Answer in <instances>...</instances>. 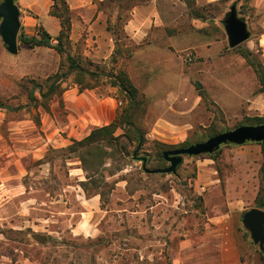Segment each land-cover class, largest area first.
<instances>
[{
	"label": "rangeland",
	"instance_id": "obj_1",
	"mask_svg": "<svg viewBox=\"0 0 264 264\" xmlns=\"http://www.w3.org/2000/svg\"><path fill=\"white\" fill-rule=\"evenodd\" d=\"M52 3L37 9L51 14ZM234 3L251 31L242 46L264 65V0H80L70 7L68 51L89 72L66 77L45 105L29 104L26 87L66 70L64 58L20 40L11 54L0 35V101L9 106L0 108V264H263L264 251L243 224L263 185L261 144L184 155L174 173L148 172L135 159L166 168L159 151L264 116L257 74L230 47L222 22ZM38 14L21 11L19 35L42 26L57 36L59 19ZM135 16L147 31L141 39L125 31ZM121 68L147 100L136 116L146 143L137 148L123 137L127 148L114 149L89 177L78 158L49 142L72 124L83 138L111 120L108 107L117 114L126 105L108 75ZM34 232L55 240L40 243Z\"/></svg>",
	"mask_w": 264,
	"mask_h": 264
},
{
	"label": "trees",
	"instance_id": "obj_2",
	"mask_svg": "<svg viewBox=\"0 0 264 264\" xmlns=\"http://www.w3.org/2000/svg\"><path fill=\"white\" fill-rule=\"evenodd\" d=\"M102 2L104 1H101V3ZM70 12V6L66 0H53L51 15L56 16L59 19L61 26L59 34L57 36H53L41 26L37 35L30 36L22 33L18 37V40H20L23 44L29 45L31 48L41 46L54 48L64 58L63 63L67 66L66 70L61 71L62 67H60L59 71L47 77L45 85L34 81L32 86L26 87L29 104L31 105L37 106L38 104H41L40 101H43V105H45V103L49 102L53 96L60 94L63 89V81L69 75L73 73L82 75L85 74V72H89L83 64L84 60L68 51L71 30ZM239 14H241V12H239ZM117 19L120 20V17L118 16ZM122 31H124V29H122ZM115 42L117 43L115 52H117L118 49H120L118 47V37L115 38ZM235 48L253 67L259 81L258 91L264 93V65L258 59L257 54L253 50L242 46V44ZM109 73L110 74L108 75L112 86L118 88V90L124 94L126 105L117 112L113 121L93 128L88 135L82 139H73L69 145L61 148L60 150L68 159L73 157L78 158L82 162V168L88 173V176L90 172L98 173L101 169L100 166H103L106 163V160L110 158L113 151H124L127 148V146L124 145L125 143H122L123 137H127L128 141L136 143L137 148L146 143L144 132L136 124V116L139 110L142 112L146 111L147 100L142 97L138 87L134 84L124 69L121 68L115 72ZM197 88L200 91V95L203 98H206V93L201 83H197ZM8 107L9 106L5 102L0 101V108L9 109ZM250 120L253 121L252 124H263L264 116H255ZM119 130L122 132L118 133ZM256 143L261 144L264 151L263 144L261 142ZM226 144L232 145V143ZM164 146H166V144L160 143V147ZM220 149L208 155L215 157ZM165 150L159 151L158 156L163 157V152ZM135 159L144 161L145 157L136 156ZM147 161L148 159L146 158V163ZM261 180L263 185L255 200V206L264 209V164L261 167ZM34 236L38 242L43 244H47L55 240V238L50 235H44L36 232H34ZM260 255L264 264V252H261Z\"/></svg>",
	"mask_w": 264,
	"mask_h": 264
},
{
	"label": "water",
	"instance_id": "obj_3",
	"mask_svg": "<svg viewBox=\"0 0 264 264\" xmlns=\"http://www.w3.org/2000/svg\"><path fill=\"white\" fill-rule=\"evenodd\" d=\"M21 10L15 0L0 2V35L11 54H17L18 37L21 28ZM223 24L228 36L229 45L235 48L251 37V31L244 17L239 16L237 5L234 3L223 18ZM248 141L261 142L264 146V123L244 124L233 129L218 133L205 141L196 142L186 147L165 150L163 157L170 162L166 168L149 170L146 167V157L143 167L151 173H174L182 163L183 156H197L212 154L218 151L223 144H245ZM243 224L251 232L252 239L264 251V209L253 207L243 214Z\"/></svg>",
	"mask_w": 264,
	"mask_h": 264
},
{
	"label": "crops",
	"instance_id": "obj_4",
	"mask_svg": "<svg viewBox=\"0 0 264 264\" xmlns=\"http://www.w3.org/2000/svg\"><path fill=\"white\" fill-rule=\"evenodd\" d=\"M48 0H17L16 2H18L19 4V8L21 11H37L39 14V18L41 20L45 19V16L47 17V19H53V15L51 14H41L42 9H37L38 5H40L41 2H46ZM69 4V6L71 7V9H74L76 7L75 4H77L80 0H66ZM53 2V0H52ZM41 8V6H40ZM141 19L143 17H140ZM137 20L138 18L135 16L133 19H131V21L129 23L126 24L125 26V31H127L133 38L135 39H141L143 36V33L146 34V29H142L141 31L138 30L137 27ZM45 22V21H44ZM141 29V28H140ZM260 42H261V47L263 48V53H264V34L262 35V37L260 38ZM69 91H67L68 93ZM108 111H109V115L111 120L109 122H106V124L110 123L111 121H113V119L116 117V111L111 107H108ZM81 120H78L77 123H79ZM82 123V122H80ZM72 127H68L64 129V134L66 132V135L61 134L59 138L56 139H52L49 142L53 147H60V148H64L67 145H69L73 139H82L81 136L79 135V129L75 127L74 124L71 125ZM55 149V148H54ZM10 192V190H8Z\"/></svg>",
	"mask_w": 264,
	"mask_h": 264
}]
</instances>
